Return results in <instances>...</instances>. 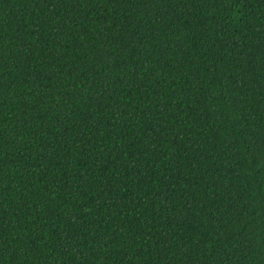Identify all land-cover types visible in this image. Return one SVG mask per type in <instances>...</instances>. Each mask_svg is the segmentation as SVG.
<instances>
[{"label": "trees", "instance_id": "16d2710c", "mask_svg": "<svg viewBox=\"0 0 264 264\" xmlns=\"http://www.w3.org/2000/svg\"><path fill=\"white\" fill-rule=\"evenodd\" d=\"M0 264H264V0H0Z\"/></svg>", "mask_w": 264, "mask_h": 264}]
</instances>
